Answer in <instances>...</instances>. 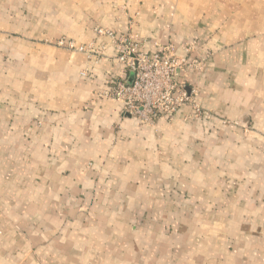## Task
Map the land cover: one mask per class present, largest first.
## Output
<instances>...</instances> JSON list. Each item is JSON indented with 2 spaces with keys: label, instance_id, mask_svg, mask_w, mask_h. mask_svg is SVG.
<instances>
[{
  "label": "crops",
  "instance_id": "crops-1",
  "mask_svg": "<svg viewBox=\"0 0 264 264\" xmlns=\"http://www.w3.org/2000/svg\"><path fill=\"white\" fill-rule=\"evenodd\" d=\"M24 6L101 58L13 39ZM98 28L190 47L194 104L123 116ZM0 264H264V0H0Z\"/></svg>",
  "mask_w": 264,
  "mask_h": 264
},
{
  "label": "built area",
  "instance_id": "built-area-1",
  "mask_svg": "<svg viewBox=\"0 0 264 264\" xmlns=\"http://www.w3.org/2000/svg\"><path fill=\"white\" fill-rule=\"evenodd\" d=\"M97 34L114 38L117 60L124 65L125 77L111 78L100 93L102 98L120 103L123 116L153 126L160 119L171 120L181 106L193 103L195 91L188 90L185 79L189 70L200 68V62L177 56L170 44L143 52L131 36L115 39L113 32L104 29H97Z\"/></svg>",
  "mask_w": 264,
  "mask_h": 264
},
{
  "label": "rangeland",
  "instance_id": "rangeland-1",
  "mask_svg": "<svg viewBox=\"0 0 264 264\" xmlns=\"http://www.w3.org/2000/svg\"><path fill=\"white\" fill-rule=\"evenodd\" d=\"M11 10V9H10ZM21 13H24V17L26 18L25 21H22V20H18L16 19L15 15L17 13H19L17 11V8H13V10L10 12V16H13L14 18H12L10 21H9V32H10V35L13 36L15 39L16 38H21V34L23 35V33H27V34H30L31 37H32V43H34L37 39L39 40V42H41V44H51V46H56L58 48H72V51L74 52H78V53H85V54H88V57L87 58H90L89 56H95L96 59H100L101 58V54L99 52H97V50H94L92 46H85V45H82V44H73L72 42H67L65 43L64 41H62V39H53V38H50L48 37L46 34H38V33H32L33 31L35 30H38L39 28L41 27H38V21H33L32 19L30 18H27L28 15H30V12L28 10V6H24V10L21 9L20 10ZM98 29H102V28H98ZM42 30V29H40ZM106 30V29H104ZM25 31V32H24ZM110 32H113L111 30H108ZM96 32H97V29H96ZM26 34V35H27ZM100 37H107V36H102V35H99ZM113 36L115 37L114 33H113ZM109 39H111L110 37H107ZM9 39H12V38H9ZM117 39V38H115ZM111 40H114L111 39ZM14 44V47L16 48L17 47V44H20L19 42L18 43H13ZM88 47H92V48H88ZM11 48V47H10ZM80 48H82V50H80ZM97 52V53H96ZM187 54V57L189 58L190 53H186ZM191 61H196V62H200V68L197 69L198 72H202L203 71V67H204V59L203 58H193ZM193 91L196 92V90L193 89ZM195 94V93H194ZM194 102V100H193ZM194 104V103H193ZM196 104V102H195ZM198 108V106H197ZM200 111V109H199ZM197 113H199L197 111ZM206 113V112H205ZM201 114L203 115V111L201 110Z\"/></svg>",
  "mask_w": 264,
  "mask_h": 264
}]
</instances>
